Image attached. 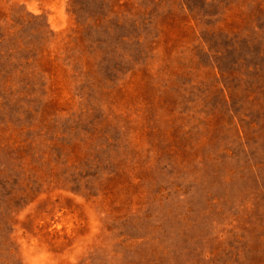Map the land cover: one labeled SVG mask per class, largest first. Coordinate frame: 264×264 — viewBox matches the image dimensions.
Here are the masks:
<instances>
[{"label": "rangeland", "instance_id": "1", "mask_svg": "<svg viewBox=\"0 0 264 264\" xmlns=\"http://www.w3.org/2000/svg\"><path fill=\"white\" fill-rule=\"evenodd\" d=\"M0 264H264V0H0Z\"/></svg>", "mask_w": 264, "mask_h": 264}]
</instances>
